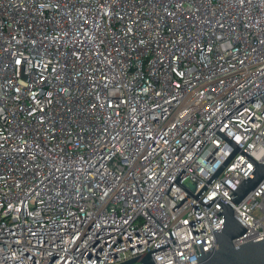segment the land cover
<instances>
[{
    "label": "built area",
    "instance_id": "obj_1",
    "mask_svg": "<svg viewBox=\"0 0 264 264\" xmlns=\"http://www.w3.org/2000/svg\"><path fill=\"white\" fill-rule=\"evenodd\" d=\"M262 90L264 0H0V264H200L221 206L173 211L174 181ZM217 129L264 163L259 96ZM233 150L213 132L178 182ZM254 166L237 152L200 201ZM232 208L235 247L264 237V180Z\"/></svg>",
    "mask_w": 264,
    "mask_h": 264
},
{
    "label": "water",
    "instance_id": "obj_2",
    "mask_svg": "<svg viewBox=\"0 0 264 264\" xmlns=\"http://www.w3.org/2000/svg\"><path fill=\"white\" fill-rule=\"evenodd\" d=\"M264 90L258 92L257 94L251 96L245 100L242 104L232 110L228 115H226L219 124L211 130L210 134L206 137L200 148L192 156L189 162L183 167L182 171L174 181L182 189H184L188 194L185 196L177 205L172 209L173 211L177 209L189 196H192L200 204H202L208 210L215 204H219L221 209L217 213L218 216H223L222 229L219 232L218 229L213 230V236L216 243V248H212V252H206L204 255L201 245L199 246L202 255L197 257L198 263L200 264H264V237H259L242 245L235 247L233 245V240L244 235L246 229L237 220L232 204H239L246 195L254 190L263 180H264V163H257L250 156H248L243 150H241L237 145H235L231 140H229L224 134H222L217 128L234 112L239 108L255 99L260 97L264 103V98L262 97ZM215 132L222 139H224L229 145H231L234 150L225 159L221 166L216 170V172L211 176V178L205 183V185L200 189L196 195H192L188 190H186L178 181L183 175L186 168L193 161L196 155L201 151L204 145L207 143L211 135ZM241 153L245 158H247L255 166L248 173V175L243 179L239 186L233 191L229 196L231 198L230 203H225L218 196L203 204L199 197L207 189V187L212 183V181L217 177V175L223 170V168L228 164V162L233 158L236 153ZM173 184V183H172ZM171 184V185H172ZM224 184V183H223ZM170 185V187H171ZM225 185V184H224ZM226 186V185H225ZM169 187V189H170ZM229 188V187H228ZM169 189L166 194H168ZM230 189V188H229ZM231 190V189H230ZM170 197V196H169ZM176 202V201H175ZM214 249V250H213ZM140 261L143 264H154L151 256L147 254L142 258H135L122 264H133Z\"/></svg>",
    "mask_w": 264,
    "mask_h": 264
}]
</instances>
